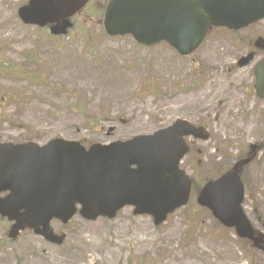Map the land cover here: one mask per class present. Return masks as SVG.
I'll list each match as a JSON object with an SVG mask.
<instances>
[{
    "label": "rangeland",
    "instance_id": "obj_1",
    "mask_svg": "<svg viewBox=\"0 0 264 264\" xmlns=\"http://www.w3.org/2000/svg\"><path fill=\"white\" fill-rule=\"evenodd\" d=\"M29 0H0V141L53 137L89 146L152 133L178 118L206 126L210 138L189 139L181 165L195 187L250 157L241 166L244 208L264 235V97L254 89L255 62L238 58L264 39V19L240 30L215 28L189 56L168 43L138 44L110 36L103 25L108 0H92L64 36L25 24L19 8ZM191 201L155 226L149 215L126 206L113 219L76 215L64 244L31 230L7 235L0 216V264H264L253 245Z\"/></svg>",
    "mask_w": 264,
    "mask_h": 264
},
{
    "label": "water",
    "instance_id": "obj_2",
    "mask_svg": "<svg viewBox=\"0 0 264 264\" xmlns=\"http://www.w3.org/2000/svg\"><path fill=\"white\" fill-rule=\"evenodd\" d=\"M89 0H30L20 7L26 24L45 26L55 35L66 34L71 17ZM264 18V0H110L105 28L111 35L131 33L137 42L152 45L167 40L184 55L194 52L212 25L240 29ZM254 53L239 60L250 63ZM256 90L264 97V58L255 69ZM209 138L204 127L185 119L152 134L110 144L53 138L41 145L0 142V213L13 222L9 237L31 228L48 241L62 244L66 234L51 226L67 223L78 211L88 220L113 218L126 205L135 214L153 215L156 225L188 203L193 181L179 163L188 152L185 136ZM201 189L198 203L212 210L225 226L258 246L264 239L245 214V184L240 165ZM137 168H131L132 165ZM79 206L80 209H79Z\"/></svg>",
    "mask_w": 264,
    "mask_h": 264
},
{
    "label": "flooded vegetation",
    "instance_id": "obj_3",
    "mask_svg": "<svg viewBox=\"0 0 264 264\" xmlns=\"http://www.w3.org/2000/svg\"><path fill=\"white\" fill-rule=\"evenodd\" d=\"M256 43V42H255Z\"/></svg>",
    "mask_w": 264,
    "mask_h": 264
}]
</instances>
